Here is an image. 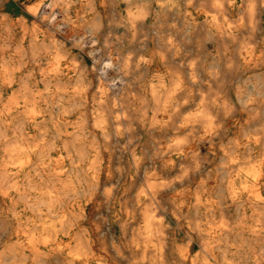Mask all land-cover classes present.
<instances>
[{
  "label": "bare ground",
  "instance_id": "obj_1",
  "mask_svg": "<svg viewBox=\"0 0 264 264\" xmlns=\"http://www.w3.org/2000/svg\"><path fill=\"white\" fill-rule=\"evenodd\" d=\"M195 1L0 0V264H264V0Z\"/></svg>",
  "mask_w": 264,
  "mask_h": 264
},
{
  "label": "rangeland",
  "instance_id": "obj_2",
  "mask_svg": "<svg viewBox=\"0 0 264 264\" xmlns=\"http://www.w3.org/2000/svg\"><path fill=\"white\" fill-rule=\"evenodd\" d=\"M196 0L193 5H195L196 9L195 10H201L202 11V14L203 15H210L212 12V7L208 4V2L206 1H202V0ZM238 3H237V7H235L234 11L232 12L231 14V18H238L239 19V22H240V29H238L236 32L240 33V34H245L246 32V26H247V22H246V7H247V3H248V0H237ZM204 2V3H203ZM256 0H253V3H255ZM198 3V4H197ZM203 3V4H202ZM192 5V6H193ZM201 6V7H199ZM194 7V6H193ZM203 8V9H202ZM205 10V11H203ZM60 18V17H59ZM58 28H59V33H58V36L60 37L63 33H64V29L66 28L63 24H59L58 25ZM106 35V36H105ZM108 36V37H107ZM63 39V37H61ZM101 38V39H100ZM102 38H105L102 39ZM109 40V38L111 39L112 36L110 35V32L106 31L105 34L103 36H99L98 39H97V42L94 44L95 46L94 47H97V49L93 50L92 53L89 52L87 49L85 50V54L88 56L89 60L91 61L92 60V56L94 55H100L101 58H105L106 54H102V51H104V47L106 46V40ZM73 43V41H72ZM75 43V42H74ZM207 47L209 49H211V46H209V44H207ZM194 50V43L192 41L189 40V43H188V46H187V50H186V53L187 54H190L192 51ZM99 53V54H98ZM115 54V53H114ZM189 56V55H187ZM105 61V60H104ZM187 60H184L182 63H177V65L179 67L182 68V71L185 72V64ZM184 64V65H183ZM219 67H220V64H219ZM115 81V80H114ZM112 143V144H111ZM118 143L113 141V142H110L109 143V147H110V151L113 153L114 155V161H117V154H118ZM117 227L116 226H111V235L114 236V238L116 237V234H117ZM114 240V239H112ZM4 242V237H2L0 239V245H2V243Z\"/></svg>",
  "mask_w": 264,
  "mask_h": 264
}]
</instances>
